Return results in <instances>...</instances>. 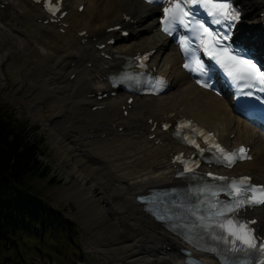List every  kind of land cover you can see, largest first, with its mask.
Here are the masks:
<instances>
[{"label":"bare ground","instance_id":"obj_1","mask_svg":"<svg viewBox=\"0 0 264 264\" xmlns=\"http://www.w3.org/2000/svg\"><path fill=\"white\" fill-rule=\"evenodd\" d=\"M43 1L0 0V5L38 33L34 41L33 33L23 35L28 45L43 47L33 49V55L43 57L40 71L48 95L31 111L49 106L59 112L49 131L62 164L60 171L74 182L68 196L79 206L87 205L90 219L105 221L104 214L108 218V235L113 236L103 247L106 259L116 252L124 259L122 264H183L184 258L177 252L187 249L185 245L154 223L135 202L136 196L149 189L176 185L173 158L180 153L193 154L172 138L173 127L179 120H191L213 132L226 147L249 146L250 162L229 171L216 169L224 175L250 176L255 184L264 182V137L232 113L225 95L219 98L194 86L180 70L178 53L158 33L153 7L134 0H62L66 15H57L56 22L50 23ZM237 2L246 21L239 35L251 33L245 41L255 35L253 43L264 63V32L259 28L264 0ZM11 19L10 23L14 22ZM118 26L130 31L126 39L116 30ZM10 32L0 27L8 40L22 36L15 29ZM20 48L26 52L28 46ZM148 53L149 70L165 77L173 92L158 98H112L106 78L121 70L125 57ZM128 98H133L131 104ZM164 126L168 130L164 131ZM209 170L214 168H201L204 173ZM248 219L257 220L254 228L264 238V208L248 212ZM191 251L195 257H203Z\"/></svg>","mask_w":264,"mask_h":264},{"label":"rangeland","instance_id":"obj_2","mask_svg":"<svg viewBox=\"0 0 264 264\" xmlns=\"http://www.w3.org/2000/svg\"><path fill=\"white\" fill-rule=\"evenodd\" d=\"M4 7V5H0V27L4 28L8 33H11L10 31L15 29L16 32H21L22 36L18 40L12 41L0 33V111L17 121L26 123L31 129L36 130L37 138L42 142L41 163L44 168L43 173L47 177L30 178L29 184L40 198L76 227L78 237L76 247L71 243L58 241V239H55L53 244L49 242L45 244L44 239H42L41 243L35 244L30 242L28 244L32 249L26 253L25 261L20 260V263L122 264L121 262L124 259L121 255L116 254V252L112 253L109 259H106L105 255L103 256L102 254L104 244L111 243L112 239L110 237L113 236L108 235V225L106 224L108 218L105 214L101 215L103 219H106L105 221H100L96 218L90 219L87 213V205L79 206L67 194V190L72 187L74 182L66 179L60 171L62 164L56 157L49 131L51 120L56 121L59 118V112L49 106L42 110H40L41 107H37L39 111L37 109L33 113L31 111L33 106L44 100L46 94L48 95L46 79L40 71L43 57L41 55L34 57L33 55V49L39 47L42 50L43 47L35 43L31 45L27 44L23 35L27 36L33 33L30 37L32 36V41H34L33 37L37 36L38 33H34L30 26L14 17V12L11 9ZM11 18H14V22L10 23ZM8 22L11 25V29L8 27ZM5 39L7 40L5 41ZM20 45L21 47L23 45L28 46L26 52L22 51L21 48L19 49ZM177 91L178 88L175 92ZM172 92L173 90H169L161 97L169 96ZM122 96V94H116L112 98L118 100ZM59 104L57 103V106ZM123 115L126 116L125 114ZM103 227L106 229L101 231ZM122 241H125V237L122 238Z\"/></svg>","mask_w":264,"mask_h":264},{"label":"trees","instance_id":"obj_3","mask_svg":"<svg viewBox=\"0 0 264 264\" xmlns=\"http://www.w3.org/2000/svg\"><path fill=\"white\" fill-rule=\"evenodd\" d=\"M41 146L36 130L0 111V264H21L30 242L78 243L76 227L29 184L30 178L47 177Z\"/></svg>","mask_w":264,"mask_h":264}]
</instances>
